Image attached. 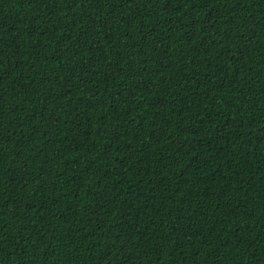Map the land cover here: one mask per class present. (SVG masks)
Segmentation results:
<instances>
[{
    "label": "trees",
    "instance_id": "trees-1",
    "mask_svg": "<svg viewBox=\"0 0 264 264\" xmlns=\"http://www.w3.org/2000/svg\"><path fill=\"white\" fill-rule=\"evenodd\" d=\"M0 264H264V0H0Z\"/></svg>",
    "mask_w": 264,
    "mask_h": 264
}]
</instances>
